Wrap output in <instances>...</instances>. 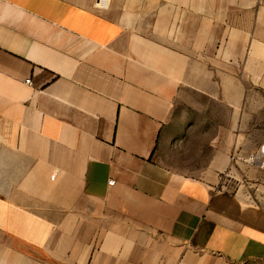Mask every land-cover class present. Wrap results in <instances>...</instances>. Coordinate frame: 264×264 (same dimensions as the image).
<instances>
[{
	"label": "crops",
	"instance_id": "0c3cea01",
	"mask_svg": "<svg viewBox=\"0 0 264 264\" xmlns=\"http://www.w3.org/2000/svg\"><path fill=\"white\" fill-rule=\"evenodd\" d=\"M107 3L0 0V264H264V208L223 163L158 155L211 10L161 41L129 25L141 5Z\"/></svg>",
	"mask_w": 264,
	"mask_h": 264
},
{
	"label": "rangeland",
	"instance_id": "374dc122",
	"mask_svg": "<svg viewBox=\"0 0 264 264\" xmlns=\"http://www.w3.org/2000/svg\"><path fill=\"white\" fill-rule=\"evenodd\" d=\"M133 1L142 7L129 25L161 41L179 40L173 26L185 10L212 12V38L184 41L195 53L196 86L182 87L160 160L188 175L223 163L225 189L264 208V0Z\"/></svg>",
	"mask_w": 264,
	"mask_h": 264
},
{
	"label": "built area",
	"instance_id": "2783aa9c",
	"mask_svg": "<svg viewBox=\"0 0 264 264\" xmlns=\"http://www.w3.org/2000/svg\"><path fill=\"white\" fill-rule=\"evenodd\" d=\"M99 2H100L101 4H102V3H103V4L105 3L104 5H106L105 0H99ZM27 83L31 84V83H32V80H31V79H27ZM114 183H115L114 180H111V181H110V184H111V185H113Z\"/></svg>",
	"mask_w": 264,
	"mask_h": 264
},
{
	"label": "bare ground",
	"instance_id": "6f19581e",
	"mask_svg": "<svg viewBox=\"0 0 264 264\" xmlns=\"http://www.w3.org/2000/svg\"><path fill=\"white\" fill-rule=\"evenodd\" d=\"M106 4H108L107 2H109V0H105ZM105 4V3H104Z\"/></svg>",
	"mask_w": 264,
	"mask_h": 264
}]
</instances>
